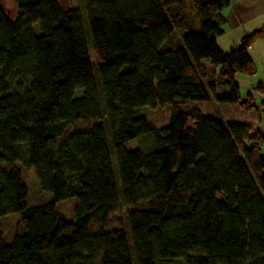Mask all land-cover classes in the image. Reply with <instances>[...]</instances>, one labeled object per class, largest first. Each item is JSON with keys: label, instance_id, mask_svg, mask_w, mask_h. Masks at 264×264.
<instances>
[{"label": "trees", "instance_id": "1", "mask_svg": "<svg viewBox=\"0 0 264 264\" xmlns=\"http://www.w3.org/2000/svg\"><path fill=\"white\" fill-rule=\"evenodd\" d=\"M83 1L93 62L71 0L0 1V219L20 216L9 243L0 228V264H264V137L181 107L264 114V85L257 103L235 80L255 75L264 28L225 53L228 0ZM157 105L160 128L138 116ZM149 135L156 149L126 150ZM30 170L51 202L30 205ZM73 198L69 222L57 204ZM121 205L126 229L104 232Z\"/></svg>", "mask_w": 264, "mask_h": 264}, {"label": "rangeland", "instance_id": "2", "mask_svg": "<svg viewBox=\"0 0 264 264\" xmlns=\"http://www.w3.org/2000/svg\"><path fill=\"white\" fill-rule=\"evenodd\" d=\"M2 5L6 8L13 10L14 5L12 3V0H0ZM71 6L74 9H77L82 17V31L83 36L88 48L89 56L91 61L93 62V52H92V39L89 31V27L86 21V11H85V5L83 0H71ZM191 27L194 28L196 25V19L195 17H192L191 19ZM181 36L179 35V38ZM228 37L227 35H224L223 37L219 36L217 37L218 45L220 49L228 53L231 50L232 44L227 41ZM238 45V44H237ZM257 68L259 69L258 74L256 76H243L240 74H237L235 77L236 83L239 87V92L241 97H245L247 94H250L255 101L258 103L260 101V95L257 94L254 91V88L258 85L259 79H264V73L261 69L260 63H257ZM92 69H93V75L98 77L96 68L94 64L92 63ZM207 81H205L206 83ZM97 85V94L101 98L100 89L98 86V81L96 82ZM206 87V85H205ZM223 92L222 88L217 89V94H221ZM184 110H198L203 115L217 117L219 119H222L224 121H231L236 122L239 121V118L245 117L247 115L245 112L238 109L236 106H230V105H218L213 98H211L210 102L207 103H186L183 106H181ZM138 116L144 117L153 127L160 128L167 124L168 120L170 119V111L167 107H160L157 105L155 109H149V108H142L138 110ZM249 116H251L253 119L256 118L255 112H250ZM98 121L93 120L89 121L88 123H75L70 130L75 131H84L89 129L92 125H95ZM161 147V145H160ZM126 150L132 151V150H140L144 153H149L147 151H152L157 148L154 137L152 135L149 136H141L132 142L128 143L125 146ZM160 149V148H159ZM18 168H21L20 164L16 165ZM113 169L115 172V175L117 176L116 172V164L113 160ZM23 179L24 182L27 185L28 188V197L30 205H39L40 203H48L53 200L52 195L41 192L39 189V186L37 184L35 175L33 170L30 171H23ZM117 195L120 197V191H119V181L117 177ZM76 205V199H68L66 201L60 202L57 204L58 210L63 214L65 219L67 221H72L74 219V209ZM20 219V216L18 214H12L5 216L4 218L0 219V228L4 234V238L6 243H9L14 235H16L17 231V224ZM126 229V216H125V207L121 205L119 211L114 212L109 215L106 226L104 228V232L108 231H114L119 229ZM20 231V230H19ZM89 232L92 235H98L100 233V229L98 228L97 224L95 222H91L89 226ZM19 233V232H18ZM127 239H130V232L129 229L126 232ZM173 264H183L182 261H176Z\"/></svg>", "mask_w": 264, "mask_h": 264}, {"label": "crops", "instance_id": "3", "mask_svg": "<svg viewBox=\"0 0 264 264\" xmlns=\"http://www.w3.org/2000/svg\"><path fill=\"white\" fill-rule=\"evenodd\" d=\"M229 6L223 11L225 25L223 27V37L227 35V41L232 44L231 50L234 49L240 40L253 31L264 28V0H228ZM218 44V41H217ZM219 46V45H218ZM220 48V47H219ZM249 56L254 63L256 73L259 69L257 63H260L264 73V41H258L249 48ZM264 85V79H259L258 84ZM264 91V89H263ZM245 97H242L244 99ZM239 118L237 123L253 126L259 135L264 137V114H256L253 119L249 116ZM264 150V149H263Z\"/></svg>", "mask_w": 264, "mask_h": 264}]
</instances>
